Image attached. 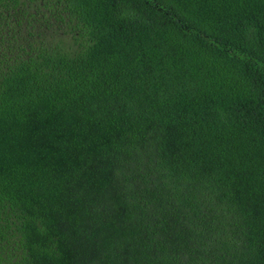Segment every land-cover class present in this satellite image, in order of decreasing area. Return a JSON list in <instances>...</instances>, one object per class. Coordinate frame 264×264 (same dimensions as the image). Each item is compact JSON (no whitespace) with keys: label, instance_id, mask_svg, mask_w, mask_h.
I'll return each instance as SVG.
<instances>
[{"label":"trees","instance_id":"trees-1","mask_svg":"<svg viewBox=\"0 0 264 264\" xmlns=\"http://www.w3.org/2000/svg\"><path fill=\"white\" fill-rule=\"evenodd\" d=\"M0 264H264V0H0Z\"/></svg>","mask_w":264,"mask_h":264}]
</instances>
